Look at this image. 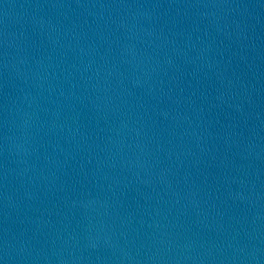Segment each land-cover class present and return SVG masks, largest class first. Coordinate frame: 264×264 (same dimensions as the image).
<instances>
[{
	"label": "water",
	"instance_id": "water-1",
	"mask_svg": "<svg viewBox=\"0 0 264 264\" xmlns=\"http://www.w3.org/2000/svg\"><path fill=\"white\" fill-rule=\"evenodd\" d=\"M0 264H264V0H0Z\"/></svg>",
	"mask_w": 264,
	"mask_h": 264
}]
</instances>
